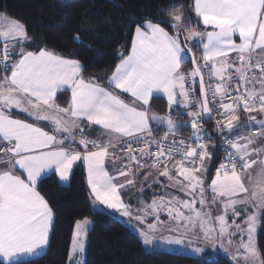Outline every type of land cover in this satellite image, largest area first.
Segmentation results:
<instances>
[{"label":"snow or ice","instance_id":"snow-or-ice-1","mask_svg":"<svg viewBox=\"0 0 264 264\" xmlns=\"http://www.w3.org/2000/svg\"><path fill=\"white\" fill-rule=\"evenodd\" d=\"M195 13L202 21L205 28L212 31L201 33L192 31L191 38H206L204 44V67L209 68V76L220 83L205 84L203 70L193 60V71L189 74L180 72L184 62V54L179 39L168 35L163 29L149 23L146 30L137 28L133 41L131 55L123 59L116 68L109 83L121 92H126L141 101L144 105L149 103L153 93H164L168 97L169 105L177 102V92L184 98V107H189L190 93L185 84L188 79L195 81L199 77L201 102L197 105L200 109L189 112L192 117L191 127L197 146L185 144L179 141L177 146L164 145L157 142V151L152 152L148 147L133 148L132 141H127V147L123 149L129 155L127 159L141 168L140 157L131 155L134 151L141 156H151L153 168L164 165L160 175L170 181L175 178L170 174L168 164L179 155L181 159L176 161L175 171L182 179H175L185 195L192 199L179 201L172 197L167 205L161 197L159 204L153 202V212L167 207L168 215L175 220L177 225L185 221L184 227L199 226L206 237H211L215 229L211 226V214L201 213L196 210L198 202L203 208L206 205L204 199V181L196 175L202 170L206 171L203 162L210 159L203 143H199L201 137V116L211 118L213 108L218 105V114L226 119L217 121V130L232 133L234 129L247 125H237L239 120L238 109L242 106L246 113H264V0H194ZM176 21L174 27H179L183 21L182 15L173 17ZM239 36L240 43L234 41V36ZM12 39H27L24 27L13 22L7 32L0 31V40L5 42L3 49L4 70L8 71L7 42ZM191 51V49H189ZM237 53L235 58L229 59L231 53ZM238 65V66H237ZM82 71L80 64L74 60L64 59L47 50H40L38 54L28 52L11 67V76L5 77L0 82V105L16 108L18 111L27 112L36 120H48L55 126L56 132H67L66 139L75 142L72 136V127H79V143L87 150L91 144L98 150L87 152L81 156L79 153H70L64 150L41 151L50 148L55 143H64L55 135H49L40 127L12 119L0 111V144L8 147H0V165L7 164L6 170L0 171V264H12L15 257L23 254L32 255L46 247L52 224V212L45 199L36 191L37 179L47 169L55 168L61 180H67L68 174L76 161L83 159L88 171V184L96 200L106 204L109 208L128 210L117 195V186L112 183L117 177H109L104 169V160L109 155L115 159H123L109 151L116 145L109 139L108 144L99 145L83 135V128L77 123L86 120L89 124L97 125L105 132L115 134L113 138H137L139 134L148 129V115L144 111H137L126 105L118 96L111 94L97 84L87 82L80 77ZM235 73V79L233 77ZM238 81V83H236ZM235 84V87L232 85ZM64 85L72 88V100L68 108H58L54 104V97ZM232 91L237 95L233 96ZM211 94V101L209 100ZM230 99L231 103H224ZM42 106L52 110L43 112ZM71 117L70 121L62 120L58 114ZM155 119V117H153ZM250 122L264 126V121H257L256 117H250ZM170 134L175 135L174 124L167 120ZM258 137H264V131L253 132L251 136H239L226 138L229 148L225 163L217 169L215 179L212 180L210 191L214 193L213 203L216 198L223 197L225 215L216 217L219 224L221 237L228 233V223L225 219L229 209L233 215L239 218L236 211L237 205L252 206L254 214L249 215L245 221L247 228L237 231H246L247 243H241L243 249L242 259L245 264H264L260 259L255 242V233L260 210L264 209V159H250L253 155L264 156V149L252 148ZM168 136L164 137L167 140ZM245 141L241 143L240 141ZM197 159L200 166L196 167ZM192 167H188V164ZM257 164L260 165L255 177L249 172ZM127 167V166H125ZM19 168L27 175V181L15 174L13 169ZM127 171L120 170L121 176L129 175ZM252 184L250 189L245 184V176ZM186 182V183H185ZM128 184H132L129 180ZM125 185H120L124 187ZM199 189V201L193 195ZM242 199H233V197ZM180 209L187 210L193 215L185 216ZM144 221L141 220V223ZM88 222L76 225V233L73 236L72 252L83 251L82 229ZM235 225V221H233ZM155 231V226L150 228ZM151 237L145 235L144 243L150 244ZM168 243H181L180 240H169ZM71 259V257H70Z\"/></svg>","mask_w":264,"mask_h":264},{"label":"trees","instance_id":"trees-1","mask_svg":"<svg viewBox=\"0 0 264 264\" xmlns=\"http://www.w3.org/2000/svg\"><path fill=\"white\" fill-rule=\"evenodd\" d=\"M0 15L24 27L27 39L13 43L16 52L47 50L77 61L82 66L81 78L102 86L108 87L118 64L130 53L135 31L147 22L178 37L186 52L191 49L203 70L199 47L184 36L185 32H200L203 28L195 13L194 0H0ZM176 15L183 17L178 29L174 27ZM17 59L15 56L12 61ZM7 66L5 71L0 63V80L9 75L11 65ZM184 68L193 70L189 56L182 64ZM69 101L68 92L59 94L55 100L61 107L68 106ZM150 108L159 115H166L170 109L160 97L151 100ZM12 116L29 121L15 112ZM92 131L98 132L95 128ZM207 145L212 158L208 178L212 179L219 156L217 140L211 137ZM36 190L53 215L48 246L38 258L15 264H68L74 228L83 220L91 221L84 264H232L221 254L193 258L147 251L139 237L116 216L93 207L82 160L73 169L67 185L51 174L39 181ZM257 246L264 260V215Z\"/></svg>","mask_w":264,"mask_h":264},{"label":"crops","instance_id":"crops-1","mask_svg":"<svg viewBox=\"0 0 264 264\" xmlns=\"http://www.w3.org/2000/svg\"><path fill=\"white\" fill-rule=\"evenodd\" d=\"M194 9H195V7H194ZM5 18H4V16L0 17V25L6 24L8 27H11L12 24H13V22H12L13 20L9 19L11 21H8ZM198 19H199V17H198ZM199 21L203 25V23H202V21L200 19H199ZM147 24H149V23L148 22L144 23L142 25V27H140V29L141 30H146V25ZM151 24H153V23H151ZM153 25L161 28L157 24H153ZM207 29H208V31L212 30L211 28H207ZM196 31L199 32V30H196ZM203 32H205V31H203ZM168 35L173 37V38H176V37L170 35L169 33H168ZM135 36H136V31H135L134 36H133L132 46H133V41L135 39ZM192 40L196 41L195 38H193ZM9 41H11V43H10V46H8L9 47L8 48L9 59L7 60V64H10L11 65L10 67H12L14 64H16L22 58L23 54H26L28 52H26V51L16 52L14 50V48H13V43L21 42L23 40L12 39V40H9ZM234 41L237 44L240 43V39H239L238 35L234 36ZM179 43H180L181 48L183 50L184 62H185L188 59V55H187V52H186V50L184 48L183 43L180 40H179ZM205 43H207L206 38L204 40V44ZM193 45H196L197 47H199V49H200L199 57L202 60V62L204 63V61H203L204 46L201 49L199 44H193ZM132 46H131V50H132ZM131 50H130V53L128 54V56L131 55ZM36 54H38V53H36ZM15 56H17L18 59H17V61L13 62L12 59ZM128 56H126L125 58H127ZM236 56H237V53L233 52V53H231L229 59L231 60L232 58H235ZM2 59H3V48L0 51V61H2ZM122 61L118 64V66L122 63ZM81 69H82V66H81ZM114 72H113V74H114ZM180 72H182V65H181V68H180ZM80 74H81V72H80ZM112 75H111V77H112ZM10 76H11V71H10L9 75L6 76V77H10ZM111 77L109 78V81H110ZM233 77L235 79V73L234 72H233ZM79 78H81V76ZM4 79L5 78L1 79L0 82H3ZM109 81L107 83L108 87L107 86H102V85H99V84H97V85H99L100 87L104 88L106 91L110 92L111 94L118 96L126 105H128V106H130L132 108H135L137 111L146 112L147 115H148V129L146 131L152 130V129H156V128H167V129H169V126H168V123H167V120L169 118L167 117V114L166 115H159L158 113H156L155 111H153L150 108V102H151V100L153 98H155V97L162 98L169 108L174 106V107H179V108H182V109H188V107H184L183 106L184 98L179 96V94H178L179 93V89H176L177 102L172 104V105H169V101H168L167 95H165L162 92L153 93L152 97L149 99V103L147 105H144L141 101L136 100L135 97H133L131 94L126 93V92H121L119 89H116L113 85H111L109 83ZM87 82L96 84L95 82H91V81H87ZM219 83H220V81H219ZM67 92L70 94L69 104L66 107H61L55 102V100H56V98L58 97L59 94L67 93ZM71 100H72V88L67 86V85H64L62 87V89L56 93V95L54 97V104L58 108H68L70 103H71ZM224 103H228V101L225 99ZM42 109H43V112H45V113L52 112L51 109H49L47 107H44V106H42ZM0 111H3L5 115H8L12 119H19L22 122L29 123V124H32L33 126L40 127L44 132L48 133L49 135H55L58 140H60V139L64 140V143H55L50 148L42 149L41 151L48 152V151L64 150V151L70 152V153H79L81 156H83V155L87 154V152L98 150L96 148H93L91 144L88 146V149L86 150L79 143V140H80V135H79L80 128L79 127H72L71 125H69V127L71 129L72 136L76 137L75 142H73L71 139H66V137L68 136L67 132H56L54 124L49 122L48 120H36L32 116L28 115L27 112H21V111H18L14 107L10 108V107L4 106V105H0ZM13 112L22 115L23 117H25L30 122L12 116ZM58 115H59V117L62 120H65V121H70L71 120V117L65 116L62 113H60ZM153 117H155V119H153ZM250 117H256L257 121H264V113H260L258 111L250 112V113H246V112L239 113V120L236 122L237 125L238 126L247 125V126L246 127H239L238 133H237V130L234 129L233 132L231 133L233 138H235L237 135H239V136H251L253 134V132L264 131V126H261L260 124H257L255 122H250V120H249ZM164 121H165L166 124H164ZM77 123L79 124L80 127L83 128V130H84L83 131V135L85 137H87L89 140H92L96 144H99V145L108 144L109 139H112V143L115 144V145L119 141H122V140L126 139V138H113L115 136V134L105 132L104 129L100 128L97 125L89 124L86 120H81V121H78ZM173 124H174V127L177 126V123L175 121L173 122ZM94 128L97 129V131H98L97 133H91V132H93L92 130ZM91 134H93V136H91ZM240 142L244 143L245 141L241 140ZM0 147H8V145L6 143L5 144H0ZM252 148L264 149V137H258L257 140H256V143L252 145ZM114 150H115V148H110L109 149V151L110 152L113 151V153L115 152ZM208 154H209V152H208ZM250 159L260 160V159H264V156L253 155L252 157H250ZM81 160L83 161V159H81ZM81 160L76 161L73 164V166H72V168H71V170H70V172L68 174V179L67 180H61L60 176H59V173L53 167V168L47 169V170H45L44 172L41 173V176L38 177V179H37V184L39 183V181L41 179L45 178L46 176L51 175V174H55L58 177V179L61 181L62 184L67 185L69 183V181H70L73 169L75 168V166H77L79 164V162ZM83 163H84L85 172H86V179H87V183H88L87 166H86L84 161H83ZM203 164H204V168L207 169L206 172H207V177H208V174L210 172V164L211 163H207L206 160H205L203 162ZM175 165H176V163L170 164V165H168V168L169 169L172 168L173 172L176 174ZM125 166H127V167H125ZM7 167H8L7 164L0 165V171L6 170ZM188 167H190V166H188ZM259 167H260L259 164L254 166V168H256V169H259ZM128 168H131V172L129 173V175L121 176L120 175V170L123 169V170L127 171ZM104 169H105V171H107L109 177H117L116 179H113L112 183L117 186V195L119 196L120 202L123 205L126 206L127 210L128 209L130 210V213L128 215H125L124 214V209L109 208L106 204L100 203L98 200H96V198L93 195L92 190H91V188H90V186L88 184L89 190H90L91 195H92V201H93L92 205H93L94 208H96L97 210H103V211L109 212L110 214L116 216L124 224H125V221H126L125 219H127V221L128 220H134V221L137 222V221H140V220H143V219L150 220V219L155 217V215H152L153 210H152V207H151L153 205V196L155 197V195L157 193H159L156 189L153 188L154 186H156L155 183L152 184L151 186H149V185H146V184H140L136 180L137 177L141 178L145 174V172H147V170H143L144 168H141L138 165H127L122 160H120V162H116L115 158L113 156H110V155L108 157H106L105 160H104ZM13 171H14L15 174L19 175L21 179L27 181V175H26V173H23L22 170H20L19 168H16V169H13ZM197 173H199V172H197ZM213 177H215V175ZM129 180L132 181V184H128ZM120 185H125V186L124 187H120ZM161 216L162 215H160V217ZM52 221H53V215H52ZM83 221L85 222V220H83ZM83 221H80L78 223L79 224H83L84 223ZM89 222L90 223H87L86 225H84V229L87 230L88 227L91 228V221H89ZM125 225H127V224H125ZM75 231H76V226L74 228L73 236L75 234ZM132 232H134V231H132ZM134 233L136 234V232H134ZM49 236H50V232H49ZM49 236H48V241H49ZM72 245H73V238H72V244H71L68 264H74L73 260H75V257H76L73 254V252H72ZM47 246H48V243H47L45 248H43L42 250H38V252L35 253V254H32V255L23 254V255H19V256L15 257L13 259V261H12V264L23 262V261H29V260H33V259L38 258L39 256H41L42 254L45 253V251L47 249ZM70 257H71V259H70Z\"/></svg>","mask_w":264,"mask_h":264},{"label":"rangeland","instance_id":"rangeland-1","mask_svg":"<svg viewBox=\"0 0 264 264\" xmlns=\"http://www.w3.org/2000/svg\"><path fill=\"white\" fill-rule=\"evenodd\" d=\"M2 17V15H0ZM5 18V17H4ZM198 18V17H197ZM8 21L9 18H5ZM14 22V21H12ZM20 24V23H19ZM21 25V24H20ZM203 27L201 29V33H207L209 30L201 24ZM10 27H8L6 24L0 25V31L7 32ZM203 30L205 32H203ZM191 32H185V38L187 41L193 44H199L200 48H203L204 39H201V37H196L193 41V38L190 37ZM13 42V41H12ZM11 41L7 42V48L10 46ZM0 44L2 48L5 47V42L0 40ZM164 124L165 121H164ZM113 153V151L111 152ZM116 156H119L118 153L114 152ZM210 159H206L207 163H212V158L210 154H208ZM112 156V155H110ZM114 157V156H113ZM120 157V156H119ZM121 159H115L116 162H120ZM143 170H147L145 174L139 178L137 177V181L140 184H146L151 186L155 183L156 186L153 188L156 189L159 193L153 196V202H156L159 204L161 197L164 198V202L167 205L168 201L172 199V197L178 198L179 201H185V200H191L192 196H186L185 191L186 189L181 188L180 185H177L175 183V179H182V177L177 176V173L175 174L171 169H169L170 174L175 178L174 180L170 181L167 177L160 175V172L163 171L164 167L159 168H153L150 165H146L143 167ZM207 170V169H206ZM258 169L253 168L250 169L249 172L252 174L253 178L255 177V174ZM198 177H201L204 181V199L206 201L205 207H201L200 204L197 202L195 205V208L197 211L203 213H210L211 214V220L210 224L215 229L212 236L206 237L204 235V232L200 230L199 226L192 228L189 226L188 228H185L183 225L185 221H181L180 225H177L176 221L171 219L168 215L167 207L164 209H159L156 212H153L152 215H155L154 218L150 220L143 219V223L140 221H134V220H128L125 219L126 226L136 232L139 239L141 240L144 248L149 251H160V252H167V253H174V254H181L190 256L193 258H203L207 254H221L225 258H227L232 264H245V261L241 258L243 255V249L240 248V244L247 243L248 241V235L246 231H237V226H239L240 229H246L247 225L245 221L247 220L249 215L254 214V208L252 206H246V205H237L236 211L240 213L239 218L237 216L233 215V210L229 209L227 212V215L225 216V219L228 223V233L221 237L219 234V224L216 221V217L225 215L224 208H223V202H227L225 198L219 197L216 198V203H213V197L214 193L210 191V185L212 183V180L215 179H209L207 177V172L202 170L201 172L196 174ZM216 176V174H215ZM186 183V182H185ZM245 184L250 189L252 188V184L248 182L247 175L245 176ZM197 201H199V189H197L196 193L193 194ZM233 199H242V197H233ZM182 212H184L185 216L193 215V213L180 209ZM128 213H130V210L128 209ZM160 215H162L160 217ZM264 215V209L260 210L259 219L257 223V230L255 233V242L257 246V235L259 232V226L261 218ZM86 221V220H85ZM88 223L89 220H87ZM233 221H235V225L233 224ZM84 222V221H83ZM122 222V221H121ZM123 223V222H122ZM124 224V223H123ZM124 224V225H125ZM152 226H155V231H151L150 228ZM90 227L88 229H82L83 233V251L77 250L75 252V260L74 264H84V258H85V252H86V246H87V233L89 232ZM76 233V231H75ZM145 235L151 237L152 242L150 244L144 243V237ZM169 240H180L181 243H168ZM258 250V246H257ZM259 251V250H258ZM261 259V255H260ZM262 260V259H261ZM249 264H251V261H249Z\"/></svg>","mask_w":264,"mask_h":264},{"label":"built area","instance_id":"built-area-1","mask_svg":"<svg viewBox=\"0 0 264 264\" xmlns=\"http://www.w3.org/2000/svg\"><path fill=\"white\" fill-rule=\"evenodd\" d=\"M193 70L184 68L182 69V73L189 74ZM210 67L206 68L203 65V75H204V81L205 84L209 83H219L218 80H213L209 76ZM238 83V81H236ZM186 89L190 93L189 97V104L190 106L188 109H182L179 107H171L167 112V117L171 119L173 122L175 121L177 123V126L174 127L175 135L170 134V130L167 128H156L152 130H148L146 132L139 134V139L137 138H126L122 141H119L116 144L115 152L118 153L120 157H123L121 159L125 164L127 165H138L135 163L130 162L127 159V156L129 155L125 149L127 147V141H132V147L135 148H145L148 147L150 151L155 152L157 151V142L164 144V145H173L176 144L177 146H180L178 144L179 141H184L185 144H191L193 147L197 146V141L194 137V130L191 127V120L193 119L188 115L189 112H196L200 109L197 107V105L201 102L199 97V88H198V81L197 78L195 81L188 79L185 84ZM232 87H235V84L232 85ZM232 95L235 96L237 93L235 91H232ZM209 100L211 101V94H209ZM228 103H231L230 99H226ZM210 107H212L214 110L211 115V119L209 121H206L203 116L199 117L200 119V130L199 135L201 137V140L199 143H203L207 149V141L213 137L217 140L218 150H219V156L217 158V162L215 164V170L217 172V169L220 167L222 163L227 162L226 158L228 156V153L232 151L227 142L226 138H233L232 134L228 132L227 130L224 131H218L217 130V121L218 120H224L226 123V119L218 114V111H222L218 109V105H212L209 104ZM243 111L242 106L238 109V113H241ZM209 123L207 125L206 123ZM183 125V126H182ZM168 136L167 140H164V137ZM131 155H135L137 157H140V163L151 166V162L154 159L151 156H141V153L138 151H134L131 153ZM181 159L179 155H174V158L171 162H169L168 165L176 163L177 160ZM139 166V165H138ZM188 166L192 167V165L189 163ZM200 166V162L197 159L196 167ZM159 167H164V165H160Z\"/></svg>","mask_w":264,"mask_h":264},{"label":"water","instance_id":"water-1","mask_svg":"<svg viewBox=\"0 0 264 264\" xmlns=\"http://www.w3.org/2000/svg\"><path fill=\"white\" fill-rule=\"evenodd\" d=\"M187 53H188V56L190 57V60H191V64H192V67H193V60H195L194 58V55L192 54L191 51L187 50ZM196 62V61H195ZM197 81H198V88H199V97H200V101H201V95H200V83H199V77H197ZM203 118L206 120V121H209L210 119L207 117V116H203Z\"/></svg>","mask_w":264,"mask_h":264}]
</instances>
